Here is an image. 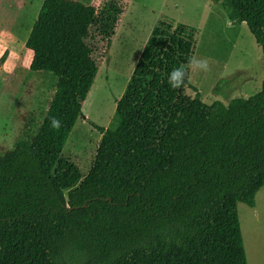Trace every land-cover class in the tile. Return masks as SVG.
<instances>
[{
  "label": "trees",
  "instance_id": "obj_1",
  "mask_svg": "<svg viewBox=\"0 0 264 264\" xmlns=\"http://www.w3.org/2000/svg\"><path fill=\"white\" fill-rule=\"evenodd\" d=\"M214 1L264 55V0ZM95 15L44 0L27 39L31 69L57 86L37 131L0 150V264H248L238 204L255 206L264 187V79L249 98L205 103L190 82L196 27L160 20L116 126L90 122L102 139L82 178L61 154L98 75L85 42ZM173 68L185 72L178 89Z\"/></svg>",
  "mask_w": 264,
  "mask_h": 264
},
{
  "label": "rangeland",
  "instance_id": "obj_2",
  "mask_svg": "<svg viewBox=\"0 0 264 264\" xmlns=\"http://www.w3.org/2000/svg\"><path fill=\"white\" fill-rule=\"evenodd\" d=\"M96 9L85 42L98 75L62 151L84 178L90 171L102 134L90 125L116 126V106L124 95L152 30L172 18L197 29L193 58L207 61V70L190 65V82L202 100L225 105L258 93L264 79V55L246 23L233 25L214 0H74ZM44 0H0V150L12 149L34 134L53 100L57 78L33 71V52L26 46ZM217 86V87H216ZM214 88L216 90L214 91ZM186 94L195 96L193 89ZM255 208L238 204L242 234L251 264H264V190Z\"/></svg>",
  "mask_w": 264,
  "mask_h": 264
},
{
  "label": "clouds",
  "instance_id": "obj_3",
  "mask_svg": "<svg viewBox=\"0 0 264 264\" xmlns=\"http://www.w3.org/2000/svg\"><path fill=\"white\" fill-rule=\"evenodd\" d=\"M190 64L198 69L207 70L206 60H199V59L192 58L190 59ZM184 77H185V72L183 68H173L168 73V76H167V82H168L169 87L173 89L180 88L184 83ZM51 126L53 128H59L60 127L59 120L53 118L51 122Z\"/></svg>",
  "mask_w": 264,
  "mask_h": 264
},
{
  "label": "crops",
  "instance_id": "obj_4",
  "mask_svg": "<svg viewBox=\"0 0 264 264\" xmlns=\"http://www.w3.org/2000/svg\"><path fill=\"white\" fill-rule=\"evenodd\" d=\"M241 24V23H240ZM235 25H239V24H235ZM30 50V49H29ZM32 51V50H31ZM33 52V51H32ZM261 90V89H260ZM261 190H264V187H262L258 193L261 191ZM257 193V194H258ZM257 197V195H256ZM257 203V201H256ZM257 204H255V206H253L252 208H255ZM247 253V252H246ZM248 258V257H247ZM250 260H251V264H254V224L252 225V229H251V252H250ZM249 264V262H248Z\"/></svg>",
  "mask_w": 264,
  "mask_h": 264
}]
</instances>
